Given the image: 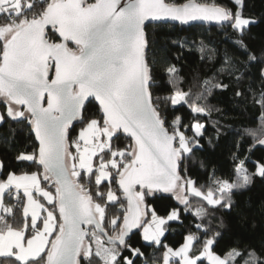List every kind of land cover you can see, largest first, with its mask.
<instances>
[{
    "label": "snow or ice",
    "instance_id": "snow-or-ice-1",
    "mask_svg": "<svg viewBox=\"0 0 264 264\" xmlns=\"http://www.w3.org/2000/svg\"><path fill=\"white\" fill-rule=\"evenodd\" d=\"M244 9L245 0H0V126H8L6 141L28 131L15 159L37 166L17 174L0 161V264H154L147 245L163 250L162 264H264V244L257 250L237 241L218 254L223 220L214 226L205 207L195 209L199 222L179 248L161 239L171 222L183 226L190 197L231 211L236 192L264 181V158L240 154L244 136L264 145V126L235 141L228 178L213 169L198 185L188 166L202 148L201 117L211 116L204 101L213 89L235 88L245 99L247 72L261 88L249 83L246 91L264 110V52L244 39L258 21ZM200 20L235 36L225 32L238 54L226 50L218 69L229 82L214 75L201 91H184L168 63L162 72L173 88L157 95L156 62L146 58L149 26ZM171 43L187 47L184 39ZM185 109L187 120L179 114Z\"/></svg>",
    "mask_w": 264,
    "mask_h": 264
},
{
    "label": "trees",
    "instance_id": "trees-1",
    "mask_svg": "<svg viewBox=\"0 0 264 264\" xmlns=\"http://www.w3.org/2000/svg\"><path fill=\"white\" fill-rule=\"evenodd\" d=\"M202 3H213L214 0H198ZM184 2V0H181ZM216 3H228V0H215ZM245 14L254 16L258 23L251 26L245 35V42L249 48L258 56L264 52V0H245ZM235 38L231 29H225L223 26L194 24L190 26L169 23L168 26L155 27L149 26L150 47L146 51V58L150 64L155 61L154 75L158 77L157 95H169L172 84H169L167 77L162 69L168 64H175L179 69V79L175 87L184 91L191 90L192 93L201 91L203 81L218 76L225 83L229 82L226 74H221L218 69L223 63L225 51L231 55L238 54V50L232 44L230 39L225 38V32ZM184 39L187 42L185 49H180L179 45L172 44V40ZM194 41V43H193ZM203 42V44H201ZM204 47V53L200 48ZM70 47L75 45L70 44ZM215 49V53L212 50ZM182 52L180 60L175 59V53ZM209 57H212L211 59ZM253 69V72H256ZM249 73L245 72L243 82L240 85L241 90L245 91L246 98L241 99L234 96L235 88L220 92L213 89L207 96L204 103L211 106L212 112L209 117H201V121L206 125V135L201 139L202 148L195 152V159L188 162L190 173L193 179L198 181V185H206L209 182V175L215 170V174L222 178H228L233 172V161L231 152L234 151V143L244 134L245 129H259L262 126V110L259 104H256L251 95L247 93L249 83L259 92L261 84L258 79L253 77V81L248 79ZM219 109V111H216ZM94 110V109H90ZM185 109L180 115L185 120L189 117ZM214 121L219 124L213 126ZM216 127L220 129V136L217 138ZM79 129V124H77ZM239 134V135H238ZM28 131L18 129L15 136L10 137L7 125L0 126V161L6 166L8 171H14L17 174L36 171L37 166L31 162H20L15 159L18 151L24 150L28 142ZM212 140V144L208 140ZM241 142V156L248 155L252 161L264 158V145L255 144L253 138L244 136ZM251 149V152H249ZM203 162L204 167H201ZM2 177V173H0ZM54 191V189H53ZM192 212L184 216L183 226L179 222H171V230L165 232L162 238L163 243L169 247L178 248L184 243L189 230H194V224L199 222L194 215L196 208L205 207L208 210L209 218L213 219V225L218 227L223 220V227L218 228L222 233L220 245L217 253L223 255L230 248L236 246L237 241L240 247H254L257 250L264 244V181L256 178L254 184L234 194L235 206L231 211L215 210L207 206L206 202L200 198L190 197ZM172 204H177L175 199ZM159 207V202L154 205ZM183 208V205H179ZM139 231V230H138ZM146 243V242H143ZM144 251L152 257L154 264H162V249L155 250L151 245H147ZM203 264H207L205 260Z\"/></svg>",
    "mask_w": 264,
    "mask_h": 264
},
{
    "label": "water",
    "instance_id": "water-1",
    "mask_svg": "<svg viewBox=\"0 0 264 264\" xmlns=\"http://www.w3.org/2000/svg\"><path fill=\"white\" fill-rule=\"evenodd\" d=\"M198 2H200V1H198ZM207 4H211V3H207ZM170 23L179 24V22H170ZM194 24L221 26L220 24H217L215 21H202V20L190 22V25H194ZM190 25H185V26H190Z\"/></svg>",
    "mask_w": 264,
    "mask_h": 264
},
{
    "label": "rangeland",
    "instance_id": "rangeland-1",
    "mask_svg": "<svg viewBox=\"0 0 264 264\" xmlns=\"http://www.w3.org/2000/svg\"><path fill=\"white\" fill-rule=\"evenodd\" d=\"M162 238H163V237H162ZM162 238H161V239H162ZM179 247H180V246H179ZM179 247H178V248H179Z\"/></svg>",
    "mask_w": 264,
    "mask_h": 264
},
{
    "label": "crops",
    "instance_id": "crops-1",
    "mask_svg": "<svg viewBox=\"0 0 264 264\" xmlns=\"http://www.w3.org/2000/svg\"><path fill=\"white\" fill-rule=\"evenodd\" d=\"M23 174V173H22Z\"/></svg>",
    "mask_w": 264,
    "mask_h": 264
}]
</instances>
